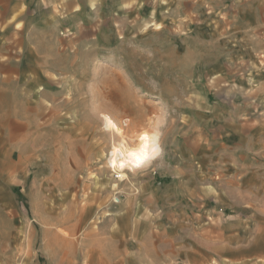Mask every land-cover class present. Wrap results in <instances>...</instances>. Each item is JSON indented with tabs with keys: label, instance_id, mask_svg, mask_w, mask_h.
Returning <instances> with one entry per match:
<instances>
[{
	"label": "rangeland",
	"instance_id": "1",
	"mask_svg": "<svg viewBox=\"0 0 264 264\" xmlns=\"http://www.w3.org/2000/svg\"><path fill=\"white\" fill-rule=\"evenodd\" d=\"M12 13L0 264H264V179L238 178L251 161L264 173V0H21ZM161 117L162 153L114 168V146Z\"/></svg>",
	"mask_w": 264,
	"mask_h": 264
},
{
	"label": "clouds",
	"instance_id": "2",
	"mask_svg": "<svg viewBox=\"0 0 264 264\" xmlns=\"http://www.w3.org/2000/svg\"><path fill=\"white\" fill-rule=\"evenodd\" d=\"M163 122V117H161L156 125L157 131L153 134H142L141 143L137 149L126 154H121L120 149H115L112 152V166L117 169L140 168L160 155L163 149L158 142L160 137L158 129L162 127Z\"/></svg>",
	"mask_w": 264,
	"mask_h": 264
},
{
	"label": "crops",
	"instance_id": "3",
	"mask_svg": "<svg viewBox=\"0 0 264 264\" xmlns=\"http://www.w3.org/2000/svg\"><path fill=\"white\" fill-rule=\"evenodd\" d=\"M21 3V0H0V19L1 20H8L10 18H12V10L13 8H17L19 7ZM253 161L250 162V167L249 168L248 166H246L245 164V169L243 172H238L239 175H238V178L241 177L242 175V179L244 181V183H246V181L248 182V180H257V179H264V173H256L257 172V169L256 168H253L252 165H253ZM261 164H264L261 163ZM234 174L236 175L237 172L235 171ZM253 182H251L252 184ZM252 187V186H251Z\"/></svg>",
	"mask_w": 264,
	"mask_h": 264
},
{
	"label": "bare ground",
	"instance_id": "4",
	"mask_svg": "<svg viewBox=\"0 0 264 264\" xmlns=\"http://www.w3.org/2000/svg\"><path fill=\"white\" fill-rule=\"evenodd\" d=\"M106 116V115H105ZM145 132H142V133H140L138 136H137V140H138V142L135 144V145H133V146H130V147H128V146H126L127 148H125L124 150H121L120 149V152H123L124 154H126V153H128V152H131V151H133V150H135V149H137L138 147H139V145H140V143H141V136H142V134H144ZM123 137V136H122ZM119 144V143H118ZM121 144H119L118 146H120ZM122 146V145H121ZM120 148V147H119ZM115 149H118V148H116L115 146H114V150Z\"/></svg>",
	"mask_w": 264,
	"mask_h": 264
}]
</instances>
